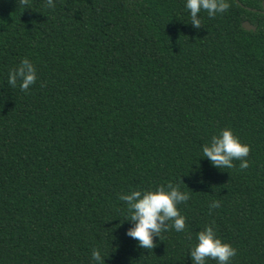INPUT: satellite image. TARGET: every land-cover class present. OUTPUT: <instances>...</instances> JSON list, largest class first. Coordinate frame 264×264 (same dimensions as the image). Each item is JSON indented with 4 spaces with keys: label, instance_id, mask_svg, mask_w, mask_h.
<instances>
[{
    "label": "trees",
    "instance_id": "trees-1",
    "mask_svg": "<svg viewBox=\"0 0 264 264\" xmlns=\"http://www.w3.org/2000/svg\"><path fill=\"white\" fill-rule=\"evenodd\" d=\"M226 2L197 30L184 0H0V264H192L206 225L230 264H264V0ZM22 58L26 92L7 83ZM223 128L246 168L199 157ZM169 184L185 230L142 249L119 196Z\"/></svg>",
    "mask_w": 264,
    "mask_h": 264
},
{
    "label": "clouds",
    "instance_id": "clouds-1",
    "mask_svg": "<svg viewBox=\"0 0 264 264\" xmlns=\"http://www.w3.org/2000/svg\"><path fill=\"white\" fill-rule=\"evenodd\" d=\"M27 7L28 0H20ZM49 8L55 7L54 0H46ZM184 7L188 10L190 23L194 29L202 26L198 14L203 10L208 17L227 11L229 8L226 0H184ZM36 68L28 58H22L19 64L11 68L8 73L7 83L26 92L36 82ZM201 155L207 158L210 164L218 169L233 167V161L239 160L241 169L248 166L246 157L249 146L237 138L231 129L223 128L201 145ZM189 193L181 191L178 186H157L146 190H132L121 194L119 199L127 205L129 215L125 220L131 222L126 229V235L137 242L142 249L151 250L155 246L154 237L159 238L162 231L168 230V222L177 232L185 230V218L180 214L177 205L188 201ZM219 202L213 200L209 207L218 208ZM192 264H207L209 259L216 264H230L231 258L236 255V250L227 242L219 238L212 226H205L195 235V242L187 251ZM101 250L93 248L91 252L92 264H104Z\"/></svg>",
    "mask_w": 264,
    "mask_h": 264
},
{
    "label": "water",
    "instance_id": "water-1",
    "mask_svg": "<svg viewBox=\"0 0 264 264\" xmlns=\"http://www.w3.org/2000/svg\"><path fill=\"white\" fill-rule=\"evenodd\" d=\"M242 26L246 29H254V27L252 25H250L247 21H244L242 23Z\"/></svg>",
    "mask_w": 264,
    "mask_h": 264
}]
</instances>
